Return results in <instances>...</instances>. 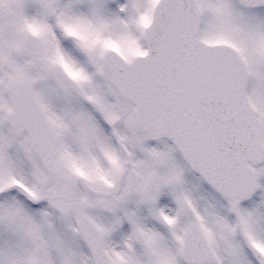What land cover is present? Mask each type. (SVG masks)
I'll return each instance as SVG.
<instances>
[{"label": "snow or ice", "instance_id": "snow-or-ice-1", "mask_svg": "<svg viewBox=\"0 0 264 264\" xmlns=\"http://www.w3.org/2000/svg\"><path fill=\"white\" fill-rule=\"evenodd\" d=\"M0 264H264V0H0Z\"/></svg>", "mask_w": 264, "mask_h": 264}]
</instances>
